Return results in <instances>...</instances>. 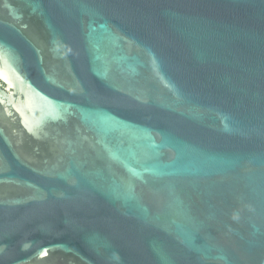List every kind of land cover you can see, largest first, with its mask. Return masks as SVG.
<instances>
[{"label": "water", "instance_id": "water-1", "mask_svg": "<svg viewBox=\"0 0 264 264\" xmlns=\"http://www.w3.org/2000/svg\"><path fill=\"white\" fill-rule=\"evenodd\" d=\"M0 264H264V0H0Z\"/></svg>", "mask_w": 264, "mask_h": 264}]
</instances>
